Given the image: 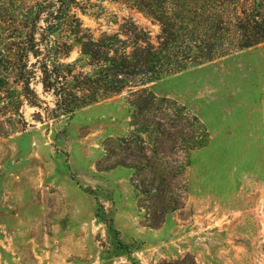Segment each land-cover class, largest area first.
Instances as JSON below:
<instances>
[{
	"label": "rangeland",
	"instance_id": "1",
	"mask_svg": "<svg viewBox=\"0 0 264 264\" xmlns=\"http://www.w3.org/2000/svg\"><path fill=\"white\" fill-rule=\"evenodd\" d=\"M77 3L94 37L127 21L159 34L129 0ZM39 66L29 58L38 106L0 101V264H264V43L145 86L209 134L183 174L179 147L156 155L158 142L133 133L128 89L61 116Z\"/></svg>",
	"mask_w": 264,
	"mask_h": 264
},
{
	"label": "trees",
	"instance_id": "2",
	"mask_svg": "<svg viewBox=\"0 0 264 264\" xmlns=\"http://www.w3.org/2000/svg\"><path fill=\"white\" fill-rule=\"evenodd\" d=\"M129 1L159 26L154 42L132 21L117 33L94 37L73 12L78 0H0V101L18 94V99L38 106L35 97H29L30 57L40 64L41 85L54 97L53 111L61 116L71 117L77 110L128 89L133 133L140 140L145 136L151 144L158 142L156 155L166 157L169 145L171 150L179 147L185 163L177 169L183 174L189 154L205 147L209 134L183 106L157 98L145 86L263 44L264 0ZM74 50L78 58L64 62ZM11 80L20 86L18 93L9 88ZM154 106L159 112L157 121L150 117ZM141 151L146 159L143 147ZM105 224L115 249L129 254L112 221Z\"/></svg>",
	"mask_w": 264,
	"mask_h": 264
}]
</instances>
